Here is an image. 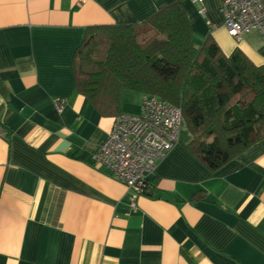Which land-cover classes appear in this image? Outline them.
<instances>
[{
    "label": "crops",
    "instance_id": "obj_1",
    "mask_svg": "<svg viewBox=\"0 0 264 264\" xmlns=\"http://www.w3.org/2000/svg\"><path fill=\"white\" fill-rule=\"evenodd\" d=\"M173 1L0 0V264H264V139L211 172L181 130L134 204L94 166L115 117L76 92L74 54L88 27L138 24ZM179 1L196 48L210 35L264 65L259 34H227L223 0ZM141 100L123 91L120 113Z\"/></svg>",
    "mask_w": 264,
    "mask_h": 264
},
{
    "label": "trees",
    "instance_id": "obj_2",
    "mask_svg": "<svg viewBox=\"0 0 264 264\" xmlns=\"http://www.w3.org/2000/svg\"><path fill=\"white\" fill-rule=\"evenodd\" d=\"M193 35L179 0L138 24L88 27L75 89L103 117L121 114L123 91L179 108L186 149L215 172L264 139V65L239 51L226 57L210 35L196 48Z\"/></svg>",
    "mask_w": 264,
    "mask_h": 264
},
{
    "label": "built area",
    "instance_id": "obj_3",
    "mask_svg": "<svg viewBox=\"0 0 264 264\" xmlns=\"http://www.w3.org/2000/svg\"><path fill=\"white\" fill-rule=\"evenodd\" d=\"M201 4L202 0H195ZM203 13V10H200ZM223 27L227 34L240 41L255 32L264 42V0H223ZM65 101L55 102L58 110ZM183 125L179 108L144 95L138 115L115 117L109 135L93 155L94 166L106 169L129 192L130 201L145 195L148 180L158 163L178 145Z\"/></svg>",
    "mask_w": 264,
    "mask_h": 264
},
{
    "label": "rangeland",
    "instance_id": "obj_4",
    "mask_svg": "<svg viewBox=\"0 0 264 264\" xmlns=\"http://www.w3.org/2000/svg\"><path fill=\"white\" fill-rule=\"evenodd\" d=\"M186 129H187V128H186L185 125L183 124V125H182V128H181V130L183 131V136L186 135L185 133H187V132H186V131H187Z\"/></svg>",
    "mask_w": 264,
    "mask_h": 264
}]
</instances>
